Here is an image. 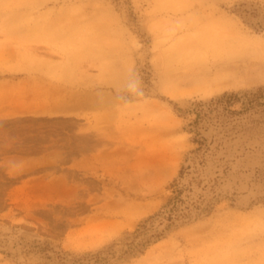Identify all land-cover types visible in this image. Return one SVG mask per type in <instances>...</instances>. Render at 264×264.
Instances as JSON below:
<instances>
[{
	"label": "rangeland",
	"instance_id": "rangeland-1",
	"mask_svg": "<svg viewBox=\"0 0 264 264\" xmlns=\"http://www.w3.org/2000/svg\"><path fill=\"white\" fill-rule=\"evenodd\" d=\"M258 88L264 0H0V264H264Z\"/></svg>",
	"mask_w": 264,
	"mask_h": 264
},
{
	"label": "trees",
	"instance_id": "trees-1",
	"mask_svg": "<svg viewBox=\"0 0 264 264\" xmlns=\"http://www.w3.org/2000/svg\"><path fill=\"white\" fill-rule=\"evenodd\" d=\"M236 102H241V110L231 109V106ZM219 104H223L224 110H227L230 113H238L241 111H252L253 113H258L259 118L255 120V123H257L259 126L264 125V91L262 88H258L256 91H246L242 95L237 92H224L220 97L211 100L208 104L199 102L195 108L196 118L194 123L198 122L202 116H205L208 109H211L212 106H218ZM182 192V188L176 189L175 195L169 199L166 205L167 210L165 211V217L168 221L181 216L183 213L181 208V205L183 204ZM161 213H164V211H160L149 218L158 216Z\"/></svg>",
	"mask_w": 264,
	"mask_h": 264
},
{
	"label": "bare ground",
	"instance_id": "bare-ground-1",
	"mask_svg": "<svg viewBox=\"0 0 264 264\" xmlns=\"http://www.w3.org/2000/svg\"><path fill=\"white\" fill-rule=\"evenodd\" d=\"M245 73H247V72H245ZM214 74V73H213ZM250 75V74H249ZM227 79V78H226ZM258 80V78L257 77H255V76H251V77H249V76H246V77H242V76H240L239 75V78H236L235 77V79H233V84H231V85H238V84H247V83H252V82H254V81H257ZM210 81H212V80H210ZM227 80H224V79H222V81H221V84L219 85L220 87H223V86H228V82H226ZM209 82V81H208ZM230 85V86H231ZM205 86V85H204ZM209 88V87H208ZM207 88V89H208ZM206 89V90H207Z\"/></svg>",
	"mask_w": 264,
	"mask_h": 264
}]
</instances>
